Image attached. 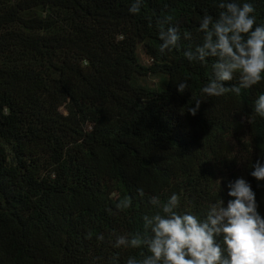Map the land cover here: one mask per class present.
I'll use <instances>...</instances> for the list:
<instances>
[{
	"label": "trees",
	"instance_id": "obj_1",
	"mask_svg": "<svg viewBox=\"0 0 264 264\" xmlns=\"http://www.w3.org/2000/svg\"><path fill=\"white\" fill-rule=\"evenodd\" d=\"M237 2L252 3L264 24V0ZM132 3L0 0V264L142 259L146 248L114 243L143 234L142 217L158 210L151 196L176 193L179 212L203 219L217 199H234L227 185L241 177L264 218V181L250 174L264 164V118L254 113L264 79L187 111L214 61L183 52L202 42L201 19L218 15L219 0H143L137 14ZM165 15L192 34L171 53L159 51ZM125 196L132 205L118 211Z\"/></svg>",
	"mask_w": 264,
	"mask_h": 264
},
{
	"label": "clouds",
	"instance_id": "obj_2",
	"mask_svg": "<svg viewBox=\"0 0 264 264\" xmlns=\"http://www.w3.org/2000/svg\"><path fill=\"white\" fill-rule=\"evenodd\" d=\"M142 3L143 0H133L129 13H139ZM217 7L218 15L205 12L201 19L198 32L202 33V42L195 47L189 45L183 52L190 62L205 64L209 58L214 61L201 97L195 100V107L187 109L192 116L197 114L202 99L221 97L229 91L240 95L242 90L251 89L264 79V24L256 23L254 5L219 0ZM173 19L172 15H165L156 20L160 53L179 50L182 39H192L191 33H181ZM234 79L237 84L225 87L224 82ZM188 89V79L180 80L178 93ZM254 113L264 118V93L255 100ZM253 167L251 176L264 181V164L258 160ZM227 186L228 196L234 199L227 206L223 199H217L203 219L179 212L180 197L176 193L163 202L159 196H151L149 201L158 210L142 217L143 234L118 235L114 247L147 249L148 254H142V259L129 257L127 264H264V218L257 211L255 193L242 177ZM137 192L141 198L145 196L143 188ZM131 205L132 198L125 196L117 201L116 209L123 211ZM91 237L89 233L88 239ZM97 240L103 241L104 236H97ZM117 259L118 256L112 257L113 261Z\"/></svg>",
	"mask_w": 264,
	"mask_h": 264
}]
</instances>
